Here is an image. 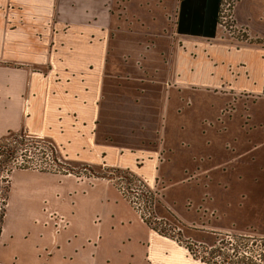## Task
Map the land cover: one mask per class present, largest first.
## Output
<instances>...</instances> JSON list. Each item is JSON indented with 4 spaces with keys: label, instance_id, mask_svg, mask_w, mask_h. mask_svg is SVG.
I'll list each match as a JSON object with an SVG mask.
<instances>
[{
    "label": "crops",
    "instance_id": "obj_1",
    "mask_svg": "<svg viewBox=\"0 0 264 264\" xmlns=\"http://www.w3.org/2000/svg\"><path fill=\"white\" fill-rule=\"evenodd\" d=\"M219 3L0 0V142L45 140L71 171L10 172L0 264H206L93 171L148 181L160 228L200 226L206 211L229 218L224 192L264 177V0L232 10L251 41L218 23ZM213 96L252 100L247 122L237 108L224 131L213 126ZM185 226L186 239L213 245L212 232Z\"/></svg>",
    "mask_w": 264,
    "mask_h": 264
},
{
    "label": "rangeland",
    "instance_id": "obj_2",
    "mask_svg": "<svg viewBox=\"0 0 264 264\" xmlns=\"http://www.w3.org/2000/svg\"><path fill=\"white\" fill-rule=\"evenodd\" d=\"M243 34L236 32V34H233L232 37H242ZM264 96V94L262 95ZM240 100L225 102L224 100H220L217 96H213V126H221V131L225 130V125L233 118L234 110L237 108L242 109V117L243 121H246V117H248V105L249 102L252 100L245 99L243 96H240ZM258 99H254V102ZM263 105V104H262ZM260 105V109L263 108V106ZM247 122V121H246ZM11 138V135L4 141L0 142L3 143L5 141H9ZM41 145V146H40ZM23 153L25 156L23 158L20 157L19 162L14 163L13 160L8 159L5 155H3L0 158V214L3 210V207L5 205V198L7 195V190L9 186V174L11 170L17 166H21L22 164H26V159H34L38 161L39 163L44 160L43 154L41 151H43V144H35V145H29V146H22ZM22 153V152H21ZM264 153V148H261L259 150V156H261ZM26 157V158H25ZM48 166V165H47ZM47 166L44 165H38L37 168H47ZM34 168V167H33ZM50 170H54L53 168H49ZM14 170V169H13ZM55 170L61 171V172H71L68 169L63 168L61 164L55 165ZM92 168H85L80 172H87L92 174L90 171ZM76 171V170H74ZM93 171V170H92ZM79 172V173H80ZM98 171L94 170L93 174L99 175L104 174L107 177H112L113 179L117 178L116 174H112L110 171ZM264 174V173H263ZM262 174V175H263ZM261 175V176H262ZM120 181V180H119ZM190 181V180H189ZM126 184H128L127 180H124ZM244 183L239 186H237L234 189H228V193L224 192L223 195L225 198L231 199L232 203L228 204L230 205V216L229 218H225L224 215L220 214L218 211L213 210L212 212H205L204 215V222L200 224V226L194 227V226H185L182 222H179L178 220H174V225H162L161 229H168L169 232L174 235L176 238H180V240H183L184 244L187 246L192 245L194 247L195 244L197 245H206V244H199L198 242H195L192 239H186L183 236V227H187L192 231H197L195 233L196 236H201L203 233H213V245L217 243L221 237H223L224 233H221V227L224 226H230L231 231L233 233H246L247 235L252 236H260L264 237V177L262 176L260 179H257L254 181V179H247L243 181ZM126 186V185H125ZM209 195H206L203 197V203H206L208 201ZM214 198V195H213ZM214 202L215 199H213V208H214ZM222 205H225V202H223ZM187 208H192L193 202L189 201L186 204ZM208 219V220H207ZM213 221V222H211ZM212 223H213V229H212ZM175 227V228H174ZM220 229V230H219ZM182 232H181V231ZM185 230V229H184ZM200 231V233L198 232ZM202 232V233H201ZM208 245V246H213Z\"/></svg>",
    "mask_w": 264,
    "mask_h": 264
},
{
    "label": "trees",
    "instance_id": "obj_3",
    "mask_svg": "<svg viewBox=\"0 0 264 264\" xmlns=\"http://www.w3.org/2000/svg\"><path fill=\"white\" fill-rule=\"evenodd\" d=\"M236 1L220 0V11L217 18L218 23H221L225 16L231 15ZM228 10L229 15H226V11ZM228 22L229 25L234 24H230V21ZM240 38L243 41H251L247 34H243ZM256 43L261 44V41L258 40ZM38 143L40 141L29 139L25 135L12 134L9 141L0 143V158L5 155L8 159L17 163L20 157L23 158L25 156L22 146ZM24 161H26V164H22L19 167L15 166L13 169H29L39 165V162L34 159L28 158ZM4 211L5 205L0 214V230L4 219ZM155 228L159 232L164 233V230L160 227L156 226ZM186 248L193 258L206 264H264V237L260 236L226 234L213 246L195 244L193 247L187 244Z\"/></svg>",
    "mask_w": 264,
    "mask_h": 264
},
{
    "label": "built area",
    "instance_id": "obj_4",
    "mask_svg": "<svg viewBox=\"0 0 264 264\" xmlns=\"http://www.w3.org/2000/svg\"><path fill=\"white\" fill-rule=\"evenodd\" d=\"M226 15H229V10L226 11ZM228 21H230V24L234 23L232 13L229 16H225L221 23L225 29H232L234 32H238L235 28V25H229ZM25 136L29 139L40 141V144H43V151L41 152L43 154L44 160L42 161L41 159L39 165L45 164L46 166L48 165L49 168L51 167L54 170L48 169V166L47 168H37L36 166H33L34 168L31 167L29 169L56 172L57 170H55V165L59 164V161L57 159L56 151L53 146L48 144L45 140L33 138L28 135ZM110 172L117 175V178H111V180L115 183L123 197L130 203L134 211L137 212L140 219L149 225L158 226L160 221L157 220L153 215L155 194L154 191L150 188L148 181L137 177L127 170H112ZM124 180H127L128 184L123 182ZM53 219H55L56 222H63V218L59 217L58 215H53Z\"/></svg>",
    "mask_w": 264,
    "mask_h": 264
}]
</instances>
